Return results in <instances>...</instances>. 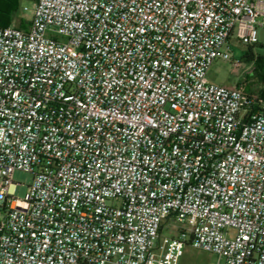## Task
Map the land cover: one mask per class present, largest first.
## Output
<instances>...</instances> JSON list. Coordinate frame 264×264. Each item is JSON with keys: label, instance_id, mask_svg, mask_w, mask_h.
<instances>
[{"label": "built area", "instance_id": "built-area-1", "mask_svg": "<svg viewBox=\"0 0 264 264\" xmlns=\"http://www.w3.org/2000/svg\"><path fill=\"white\" fill-rule=\"evenodd\" d=\"M262 28L264 0H36L0 27V264H264V97L208 81Z\"/></svg>", "mask_w": 264, "mask_h": 264}, {"label": "rangeland", "instance_id": "rangeland-1", "mask_svg": "<svg viewBox=\"0 0 264 264\" xmlns=\"http://www.w3.org/2000/svg\"><path fill=\"white\" fill-rule=\"evenodd\" d=\"M35 0L20 1V18L28 22L31 17V11L34 7ZM27 6L30 11H24ZM18 18L13 22L17 24ZM59 37V36H58ZM258 44L252 48L254 54L253 61H247L245 56L249 51V46L244 45L239 40L232 38L227 47L231 56L243 61V65L234 68L231 62L222 59H216L208 72V81L213 84L223 85L225 87H235L240 84H250L251 91L255 94L264 89V83L260 81L257 73L264 75V28L259 30ZM264 77V76H263ZM33 175L24 171H15L13 174V183L15 186V197L24 199L32 184ZM167 234V230L164 231ZM216 261V257L202 251L196 250L191 246H186L183 264H211Z\"/></svg>", "mask_w": 264, "mask_h": 264}, {"label": "trees", "instance_id": "trees-1", "mask_svg": "<svg viewBox=\"0 0 264 264\" xmlns=\"http://www.w3.org/2000/svg\"><path fill=\"white\" fill-rule=\"evenodd\" d=\"M20 1L21 0H0V27H9L13 25V22L18 18L17 27L21 29H27L28 22L24 19H21L20 14ZM36 1V0H35ZM251 46H249V51L246 54L245 58L247 61H253L254 54L252 52ZM260 81L264 83V75L257 73ZM246 90L251 91L250 84H246ZM259 95L264 97V89L259 92ZM199 264V263H196Z\"/></svg>", "mask_w": 264, "mask_h": 264}, {"label": "crops", "instance_id": "crops-1", "mask_svg": "<svg viewBox=\"0 0 264 264\" xmlns=\"http://www.w3.org/2000/svg\"><path fill=\"white\" fill-rule=\"evenodd\" d=\"M232 38H235V37H232ZM232 38H231V39H232ZM235 39H236V38H235Z\"/></svg>", "mask_w": 264, "mask_h": 264}]
</instances>
